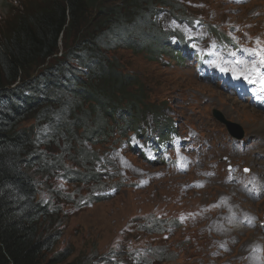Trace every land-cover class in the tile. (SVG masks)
I'll use <instances>...</instances> for the list:
<instances>
[{"label":"rangeland","instance_id":"374dc122","mask_svg":"<svg viewBox=\"0 0 264 264\" xmlns=\"http://www.w3.org/2000/svg\"><path fill=\"white\" fill-rule=\"evenodd\" d=\"M15 1L20 0H0V4L3 7L2 2L5 6L10 2L11 5L19 7L20 3L16 4ZM170 1L172 3L175 0ZM176 3L184 11V14L178 15L181 19L193 18L195 22L199 20L198 23L207 21L222 27H232L240 32L239 35L245 31L249 36V45H258L256 48L264 53V30L259 32L254 25L264 21V0H176ZM175 17L163 16L160 19L161 27L169 24L172 30L179 31L180 37L189 39L203 35L207 38L210 35L208 29H201L204 28L201 24L195 32L191 29L196 24L189 27L176 24ZM8 20L10 18L6 19L0 13V29ZM258 26L261 30L264 23H258ZM229 36L236 37L232 32ZM213 43L215 41L212 39L209 45ZM221 46L220 50L225 55L217 71L223 68L227 58H230V66L233 68V53L237 62L241 58L240 51H235L229 44L221 43ZM118 57V63L126 66V71L138 82L137 87L146 98L145 104L151 106L146 114L137 119V124L153 125L158 116H164V138L173 151L179 154L176 168L180 171L175 174L167 172L159 157L154 158L152 163H147L141 151L129 148L135 137L130 135L126 139L116 136L111 143V162L114 168L123 171L133 183L131 189H124L114 198L79 209L78 203L88 200L84 187L68 184L51 174L42 183L43 188L52 196L50 203L60 205L67 215L62 228L64 236L56 252L70 251L78 257L87 258L94 254L112 255V252L120 249L121 244H129L132 247L129 252L147 246L145 250L149 254L158 255L164 246L170 245V250H167L169 259L160 264H262L258 245L259 233L253 222L264 212V194L257 200L252 198L257 196L255 193L248 198L244 194L248 187H243L244 192L237 194L238 189L229 186L239 185L240 179L236 176L227 184L216 177L224 175L226 156L229 151L234 150L225 148V144L232 141L228 140L229 134L225 126L212 118V111H222L226 116L225 120L237 124L243 130L244 136L247 133L246 147H251L254 142L264 143V124L258 125L260 122L257 124L252 117L243 115V110L237 109H254L252 111L256 110L263 118L262 121L264 111L242 101L236 102V111L221 103L218 96L232 97L236 101L235 95L215 87L216 80H212L209 73L211 66L209 69L203 66L200 68L196 65L197 61H194V54L184 56L183 49H175L170 59L159 62H151L143 56L123 52ZM221 77L226 81L231 80L226 74ZM225 87L229 89L226 83ZM210 99L214 102H210ZM106 148L104 146L99 150ZM258 150L257 146L253 153L256 157L251 159L250 168L258 172L264 181V158L257 156ZM69 155L64 153L60 156L66 159ZM119 156L121 159H117ZM235 161L239 164L238 157ZM246 167L249 166H242L241 172L246 174L251 170ZM243 177V184L260 186L253 180V176L243 174ZM138 183L144 184L142 190L135 188ZM261 185L264 186L262 183ZM260 192L263 193L264 189ZM229 202L238 205L235 210L246 209L241 225L249 219L253 221L250 225L248 222L247 229L239 231L241 225L238 226L227 218ZM249 206H252L250 210ZM151 219L171 220L181 223L182 227L177 234L169 237L142 234V224H147ZM137 230L138 233H131ZM229 232L233 239L228 237ZM183 239H186L184 242L190 239L191 243L177 245L176 242ZM250 242L253 246L252 259L244 256L245 248ZM216 245H221L224 253L216 250ZM53 257L55 255L49 256ZM123 257L126 259L128 253H124Z\"/></svg>","mask_w":264,"mask_h":264},{"label":"trees","instance_id":"16d2710c","mask_svg":"<svg viewBox=\"0 0 264 264\" xmlns=\"http://www.w3.org/2000/svg\"><path fill=\"white\" fill-rule=\"evenodd\" d=\"M2 4L6 19L10 20L0 29V264H88L84 257L73 258L74 252L60 260L45 261L47 253L56 249L59 238L53 217L42 204L35 203V185L39 182L34 170L38 166L44 169L47 164L41 162L30 134L19 124L37 112L33 99L23 97V91L31 86L26 79L49 58H54L62 44L69 51L66 57L75 55L73 48L83 52L88 45L93 56L91 62H104L107 66L103 76L97 72L83 73L88 78L94 76L89 89L78 85L81 75L73 78L75 94L79 95L76 100L82 103L80 109L74 102L66 101L63 109L59 107L58 116L53 112L50 123H59L70 133L83 127V136L96 144L92 139L105 135L109 127L110 108L145 103L140 89L125 102L114 99L116 92L128 96L131 92L127 87L135 79L119 67L112 69L106 53L99 47L96 33L118 19V5L114 0H22L19 7L10 2ZM95 13L97 17L92 20ZM99 18H106L107 22L102 27L97 25L94 32L89 31ZM120 18L124 19L122 15ZM138 35L144 34L138 31ZM142 52L143 49L139 53ZM61 63L66 70H72L65 60ZM65 75H56L50 82L61 88L67 82ZM21 79L22 84L14 86Z\"/></svg>","mask_w":264,"mask_h":264},{"label":"clouds","instance_id":"9594fccd","mask_svg":"<svg viewBox=\"0 0 264 264\" xmlns=\"http://www.w3.org/2000/svg\"><path fill=\"white\" fill-rule=\"evenodd\" d=\"M20 2L22 0L15 1L16 4ZM114 2H117L118 5V19L112 24H107L101 31L96 33L99 47L106 53L105 55L112 65V69L119 67L126 75L131 76L126 71V66L118 63V54L120 52L131 53L133 56H143L151 62H158L160 59L169 58L170 54L168 56L169 52L166 50L175 51L177 49L174 39L178 37L177 40L181 41L180 34L173 33L168 28L169 24H166L163 28L160 25V19L163 16L173 17L184 14L183 9L176 3V0L172 3L170 0H153L152 2L148 0H114ZM0 13L4 14L7 18L5 12L3 13L1 4ZM120 15L124 19H121ZM96 17L95 13L92 20ZM106 22V18H99L92 24L94 26L90 27L89 31L94 32L97 29V25L100 24L99 27H102ZM138 31H141L144 35L139 36ZM126 32L131 35H126ZM144 37H148V39ZM136 46H141L142 48L136 49ZM161 47H163V50H161ZM142 49L143 52L139 53ZM89 50L90 46L88 45L85 46L83 52H76L73 48L72 51L75 55L66 57L69 51H65L62 44L54 58H49L44 65L29 74L26 80L31 82L30 89L23 91L24 98L33 99L32 103L37 112L33 117L31 116L20 123L19 126L30 134L33 146L41 155V162L47 164L44 169L38 166L34 170L35 178L39 182V184L35 185V203L42 204L48 210L49 215L53 217L55 228L57 229L56 233L59 237L57 247L61 244L64 236L62 228L66 222L67 215L60 205L50 203L52 196L43 188L42 183L50 178L51 174L53 177H58L68 184H79L84 187L86 199L88 200L78 203L77 207L79 209L101 203L109 198H114L121 194L124 189H131L133 183L123 171L114 168L113 162H111V143L116 136L126 139L130 135H134L135 137L133 138L134 142L129 144V148L133 151H141L147 163H152L154 158L159 157L164 164V169L167 172L175 174L174 168L172 166L169 167V162L174 152L164 138L162 127L164 125V116H158L153 125L139 126L137 124V119L146 114L151 107L150 105L131 103L129 106H126V104L117 106L115 108H119L121 114L114 119L111 118L112 115L109 111L115 108H110L107 113L110 123L109 127L106 128L105 135L92 139L96 144L91 143L87 137L83 136V127H78V131L70 133L59 123H50L53 112H57L56 116H58L59 107L63 109V103L66 101L74 102V105L80 109L82 103L76 100L79 95L75 94L76 83L72 81L73 78L81 75L82 81L78 85L81 88L89 89L91 86L89 81L94 80V76L88 78L83 73L91 72L95 74L97 72L103 76L107 64L104 62L98 64L91 62L93 56ZM64 60L72 70H66L65 64L61 63ZM61 74H66L65 80L67 82L60 88L53 85L50 81L54 79V76ZM18 84H22V79L14 86H18ZM107 85L108 83L106 87ZM131 85V87H127L128 92H131L128 96L126 93L125 95H119L116 92L114 99H121L125 102L127 99L134 98L132 93H136V90L139 89L137 87L138 82L135 80V83ZM148 128L155 129L169 149H161L155 145L151 146V144L156 143V140H152L151 144L146 141L144 131ZM68 141L69 144H66ZM104 146H107V148L99 150ZM146 151L150 152L149 156L146 154ZM64 153H69V157L66 159L62 158L60 155ZM117 159H121V157L119 156ZM91 168H93V172L90 171ZM216 177L218 178V176ZM142 185L144 188L143 183ZM111 189L115 190V194H108V191ZM100 193H104L105 196H100ZM262 214L264 216V212ZM166 223H170L171 226L167 227ZM175 224L178 223H174L171 220L158 221L151 219L147 224H142L140 232L148 236L166 235L169 237ZM131 233L136 234L138 230ZM189 242L191 243L190 239ZM57 247L54 252L47 253L45 257L46 263L60 260L63 255L70 253V251L56 252ZM131 248L129 244H121L120 249L112 252V255L94 254L88 256L84 261L88 264H160L163 262L162 259L167 250H170V245L164 246L158 255L149 254L145 250L147 246L135 248L129 252ZM124 253H128L126 259L123 257ZM51 255H55V257L49 258ZM76 257L78 256L75 254L73 258Z\"/></svg>","mask_w":264,"mask_h":264},{"label":"bare ground","instance_id":"6f19581e","mask_svg":"<svg viewBox=\"0 0 264 264\" xmlns=\"http://www.w3.org/2000/svg\"><path fill=\"white\" fill-rule=\"evenodd\" d=\"M253 71L255 72V74H258L259 72H260V70H254L253 69ZM259 81H264V76H262V77H260V79H259ZM264 86V85H263ZM216 95H212V97H215ZM228 96V95H227ZM211 97V98H212ZM225 97V96H224ZM224 97H221V96H218V100L221 102V103H223V104H227V106L229 107V109H231V110H235L237 107V103L236 102H238V101H233L234 99H232V97L230 98V97H227V98H224ZM247 97H245V96H243L242 97V99H246ZM232 99V100H231ZM226 101H228V102H226ZM210 102H214V100L213 99H210ZM259 104H260V102H258ZM229 104V105H228ZM239 104V103H238ZM247 104V103H246ZM249 105V104H248ZM241 108V107H240ZM240 110H243L242 111V114L243 115H246V116H250V117H252V119L254 120V121H256L257 122V124L260 122V124H258V125H263L264 124V120L262 121L261 119H263V118H261L255 111H252V110H254V109H252V110H246V109H243V108H241V109H237V111H240ZM259 110H261V109H259ZM236 111V110H235ZM257 112H259V111H257ZM230 113V112H229ZM239 129H240V127H239ZM246 136H247V133H246ZM253 136V135H252ZM205 140V139H204ZM219 147V146H218ZM258 154L259 153H257V156H258ZM260 155V154H259ZM251 183H244L243 184V187L244 188H246V187H248V189L246 190V192L245 193H251L253 190H255V188L257 189V191L255 192H253V193H255V194H257V195H259V192H260V190H262L263 188H264V186H262L261 184H260V186L259 187H255V186H253V184H251V186L249 187V185H250ZM191 188V187H190ZM233 195L235 196V194L233 193ZM231 196H232V191H231ZM236 203H237V201H236ZM257 205V204H256ZM252 208V206H249V208H248V210H250ZM239 212H241V210H239ZM260 216H263V214L262 215H260ZM259 216V217H260ZM245 216H243V218H244ZM250 220V219H249ZM258 221V220H257ZM260 221V220H259ZM251 221H249V223H250ZM258 224H259V222H258ZM240 230L239 231H242L243 229H242V225L240 226ZM255 229H256V231H258V227L257 226H255ZM245 230V229H244ZM256 236V235H255ZM260 239V238H259ZM256 243V242H255ZM256 245V244H255ZM259 245V244H258Z\"/></svg>","mask_w":264,"mask_h":264},{"label":"snow or ice","instance_id":"6c2138e0","mask_svg":"<svg viewBox=\"0 0 264 264\" xmlns=\"http://www.w3.org/2000/svg\"><path fill=\"white\" fill-rule=\"evenodd\" d=\"M262 62H264V53H262ZM264 85V81L261 82Z\"/></svg>","mask_w":264,"mask_h":264}]
</instances>
